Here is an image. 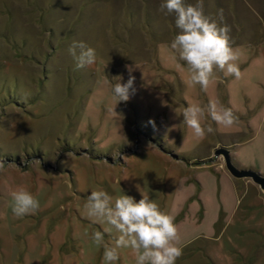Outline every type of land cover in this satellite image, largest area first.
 Segmentation results:
<instances>
[{"label": "rangeland", "instance_id": "1", "mask_svg": "<svg viewBox=\"0 0 264 264\" xmlns=\"http://www.w3.org/2000/svg\"><path fill=\"white\" fill-rule=\"evenodd\" d=\"M161 2L0 0V264H102L91 234L111 246L118 233L85 214L98 190L147 196L172 215L176 264H264V193L213 156L225 146L236 167L264 175V0H204L205 14L230 26L242 72H219L207 92L177 67L178 29ZM73 41L95 49L96 63L78 69ZM129 69L135 91L118 103L112 86ZM213 101L238 122L206 116L214 132L198 139L183 112ZM21 187L40 207L16 218L11 192ZM116 264H135L131 250L119 249Z\"/></svg>", "mask_w": 264, "mask_h": 264}, {"label": "clouds", "instance_id": "2", "mask_svg": "<svg viewBox=\"0 0 264 264\" xmlns=\"http://www.w3.org/2000/svg\"><path fill=\"white\" fill-rule=\"evenodd\" d=\"M158 11L166 17L175 18L178 34L171 41L170 48L175 54L177 67H184L179 61L187 66L190 86L199 85L203 92H207L219 78V72L236 80L241 79L242 72L237 63L240 54L232 46L231 28L226 23L221 26L205 14L204 0H196L195 4H189L186 0H162ZM219 17L223 22L222 10ZM68 53L78 69L96 63L95 49L82 41H73ZM134 81L135 77L129 69L127 82L112 86L113 97L118 103L128 101L130 92L135 91ZM110 112L113 116H119L115 108ZM206 116L225 128L238 122L233 111L219 101H213L207 107L190 105L183 112L184 123L198 139H204L214 132L211 125L202 123ZM4 171L5 163L0 160V173ZM11 198V210L16 218L34 215L40 207L38 199L23 187L12 191ZM84 211L93 223L107 224L118 233L111 246L105 242L101 231L91 234L92 242L104 249L102 264H116L119 249H130L135 264H176L183 256L174 217L162 211L147 196L137 201L126 194L113 198L103 190L92 191L84 204Z\"/></svg>", "mask_w": 264, "mask_h": 264}, {"label": "water", "instance_id": "3", "mask_svg": "<svg viewBox=\"0 0 264 264\" xmlns=\"http://www.w3.org/2000/svg\"><path fill=\"white\" fill-rule=\"evenodd\" d=\"M213 156H220L227 173L233 178H248L261 192L264 193V175L251 168H238L230 158L229 150L225 146H218L213 150Z\"/></svg>", "mask_w": 264, "mask_h": 264}]
</instances>
